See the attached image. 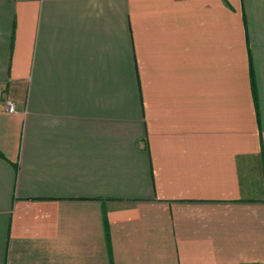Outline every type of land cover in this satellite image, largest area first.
I'll use <instances>...</instances> for the list:
<instances>
[{
  "label": "crops",
  "instance_id": "0c3cea01",
  "mask_svg": "<svg viewBox=\"0 0 264 264\" xmlns=\"http://www.w3.org/2000/svg\"><path fill=\"white\" fill-rule=\"evenodd\" d=\"M0 264H264V0H0Z\"/></svg>",
  "mask_w": 264,
  "mask_h": 264
},
{
  "label": "built area",
  "instance_id": "2783aa9c",
  "mask_svg": "<svg viewBox=\"0 0 264 264\" xmlns=\"http://www.w3.org/2000/svg\"><path fill=\"white\" fill-rule=\"evenodd\" d=\"M6 109L10 113H14L16 111V106L14 103H8Z\"/></svg>",
  "mask_w": 264,
  "mask_h": 264
}]
</instances>
